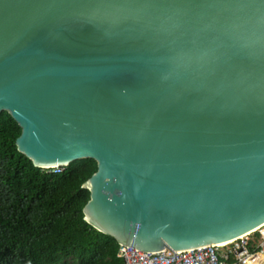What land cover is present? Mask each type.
<instances>
[{"label":"water","instance_id":"95a60500","mask_svg":"<svg viewBox=\"0 0 264 264\" xmlns=\"http://www.w3.org/2000/svg\"><path fill=\"white\" fill-rule=\"evenodd\" d=\"M40 168L93 158L84 219L157 252L264 224V0H0V113Z\"/></svg>","mask_w":264,"mask_h":264},{"label":"trees","instance_id":"16d2710c","mask_svg":"<svg viewBox=\"0 0 264 264\" xmlns=\"http://www.w3.org/2000/svg\"><path fill=\"white\" fill-rule=\"evenodd\" d=\"M21 132L0 113V264H124L119 243L84 219L90 197L82 186L93 158L43 169L16 147Z\"/></svg>","mask_w":264,"mask_h":264},{"label":"built area","instance_id":"2783aa9c","mask_svg":"<svg viewBox=\"0 0 264 264\" xmlns=\"http://www.w3.org/2000/svg\"><path fill=\"white\" fill-rule=\"evenodd\" d=\"M117 256L124 264H264V224L222 245L206 244L187 250L167 247L151 252L119 244Z\"/></svg>","mask_w":264,"mask_h":264}]
</instances>
